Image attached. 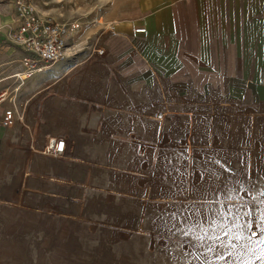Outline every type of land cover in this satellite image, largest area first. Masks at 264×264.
I'll list each match as a JSON object with an SVG mask.
<instances>
[{
	"label": "crops",
	"instance_id": "crops-1",
	"mask_svg": "<svg viewBox=\"0 0 264 264\" xmlns=\"http://www.w3.org/2000/svg\"><path fill=\"white\" fill-rule=\"evenodd\" d=\"M145 10L137 24L102 27L101 53L43 64L14 91L29 53L3 40L16 21L0 4V264L30 235L88 253L57 264H109V235H201L205 205L253 202L264 179V0ZM9 108L22 123L5 119ZM49 134L70 153L29 151Z\"/></svg>",
	"mask_w": 264,
	"mask_h": 264
},
{
	"label": "rangeland",
	"instance_id": "rangeland-1",
	"mask_svg": "<svg viewBox=\"0 0 264 264\" xmlns=\"http://www.w3.org/2000/svg\"><path fill=\"white\" fill-rule=\"evenodd\" d=\"M34 6L43 13L65 22L70 28L67 34V58L70 61L84 57L86 51L96 42L98 31L109 27L111 22L122 19H133L137 24L140 16L150 6L163 0H31ZM13 14L16 21L14 1L0 0ZM16 23V22H15ZM14 24L10 27H14ZM10 31L3 40H8L11 46ZM16 47V46H15ZM21 51L23 53L24 51ZM264 176V173H262ZM260 186L253 189V202L241 206L205 205L204 215L207 232L194 236H140L121 237L109 235L110 246L105 254L109 264H264V244H259L264 230L258 224H264L261 214L264 213V179L257 182ZM221 208V209H219ZM231 210V215H228ZM223 212L220 218L216 214ZM239 214V219H237ZM207 218L209 220H207ZM217 227H212L210 222ZM251 221V226L243 225ZM237 227H233V225ZM231 229L232 235L221 231ZM254 230L250 235L248 231ZM239 233L240 239L236 238ZM218 236L215 243L212 239L200 237ZM48 237H45V241ZM35 235L27 237V243H21L24 250L13 252L12 264H57L61 259H83L79 255L86 252L53 251L57 244L51 245ZM231 243H228V241ZM65 247L77 248L74 240L68 241ZM76 242H81L77 240ZM212 247L213 251H208ZM51 249V250H43ZM60 259V262L58 260ZM67 263V262H65Z\"/></svg>",
	"mask_w": 264,
	"mask_h": 264
},
{
	"label": "built area",
	"instance_id": "built-area-1",
	"mask_svg": "<svg viewBox=\"0 0 264 264\" xmlns=\"http://www.w3.org/2000/svg\"><path fill=\"white\" fill-rule=\"evenodd\" d=\"M15 15L17 17L15 26L10 29V39L13 43L28 51V55L22 57V70L13 73L18 83L13 87L16 91L24 79L35 71H40L43 64H51L63 60L67 56V34L69 26L55 17L43 13L34 6L31 0H13ZM144 26H136L135 31H144ZM96 44V42H95ZM94 44V46H95ZM93 50L102 52V48L96 45ZM4 92L2 91L0 95ZM162 100L165 101L164 96ZM166 110H160L155 114L161 119ZM5 119L12 116L19 122H23L22 114L13 109H4ZM29 151L40 156L60 158L68 155L72 148L71 142H66L60 135H46L40 147L28 145ZM250 235L255 234L254 230L248 231Z\"/></svg>",
	"mask_w": 264,
	"mask_h": 264
},
{
	"label": "snow or ice",
	"instance_id": "snow-or-ice-1",
	"mask_svg": "<svg viewBox=\"0 0 264 264\" xmlns=\"http://www.w3.org/2000/svg\"><path fill=\"white\" fill-rule=\"evenodd\" d=\"M231 210L229 211L228 215H231ZM237 219H239V214H237ZM261 220H264V213L261 214ZM212 227H217L218 225L215 224V222L211 225ZM251 226V221L246 224V225H243L244 228H248ZM258 227H261L262 230H264V224H258L257 225ZM221 227V231H224V234L225 235H232V232H231V229H228L225 231L224 227L223 226H220ZM233 227H237V225H233ZM205 232H207V229L204 230ZM207 238H210L213 240V242L215 243L217 240H219V237L218 236H212V237H200V239H207ZM236 238L237 239H240V235L239 233L236 234ZM228 243H231V241L229 240ZM259 244H264V236H262L261 240L258 242ZM214 249L212 247H209L208 248V251H213Z\"/></svg>",
	"mask_w": 264,
	"mask_h": 264
}]
</instances>
